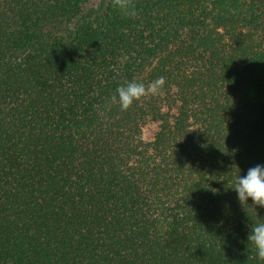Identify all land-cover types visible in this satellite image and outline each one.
<instances>
[{"label": "trees", "instance_id": "obj_1", "mask_svg": "<svg viewBox=\"0 0 264 264\" xmlns=\"http://www.w3.org/2000/svg\"><path fill=\"white\" fill-rule=\"evenodd\" d=\"M135 4L0 0V264H264V0Z\"/></svg>", "mask_w": 264, "mask_h": 264}, {"label": "clouds", "instance_id": "obj_2", "mask_svg": "<svg viewBox=\"0 0 264 264\" xmlns=\"http://www.w3.org/2000/svg\"><path fill=\"white\" fill-rule=\"evenodd\" d=\"M111 2L112 6L125 17L134 19L138 15L135 0H111ZM165 85L166 78L163 76L148 83L136 80L125 81L117 87L116 94L110 97L108 107L119 105L120 111L126 112L134 102L149 96H160ZM232 189L242 206L251 200L254 206L264 208V165L257 164L248 168L246 174L238 175ZM247 239L254 248L257 258L264 261V221L255 223L250 228Z\"/></svg>", "mask_w": 264, "mask_h": 264}, {"label": "rangeland", "instance_id": "obj_3", "mask_svg": "<svg viewBox=\"0 0 264 264\" xmlns=\"http://www.w3.org/2000/svg\"><path fill=\"white\" fill-rule=\"evenodd\" d=\"M156 130H157V127L155 124H148L143 129V138L144 139H151L154 136V133Z\"/></svg>", "mask_w": 264, "mask_h": 264}]
</instances>
